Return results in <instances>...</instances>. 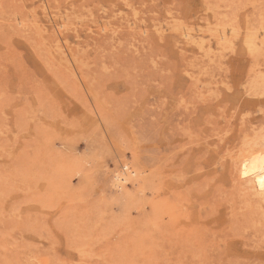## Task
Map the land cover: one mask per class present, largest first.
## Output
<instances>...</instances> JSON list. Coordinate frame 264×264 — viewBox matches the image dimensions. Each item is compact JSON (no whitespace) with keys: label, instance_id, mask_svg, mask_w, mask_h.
<instances>
[{"label":"rangeland","instance_id":"obj_1","mask_svg":"<svg viewBox=\"0 0 264 264\" xmlns=\"http://www.w3.org/2000/svg\"><path fill=\"white\" fill-rule=\"evenodd\" d=\"M259 72L264 0H0V264H264Z\"/></svg>","mask_w":264,"mask_h":264},{"label":"bare ground","instance_id":"obj_2","mask_svg":"<svg viewBox=\"0 0 264 264\" xmlns=\"http://www.w3.org/2000/svg\"><path fill=\"white\" fill-rule=\"evenodd\" d=\"M261 27V26H260ZM190 30H183V34L187 37V36H190V33H189ZM233 31V30H232ZM256 31V30H255ZM257 32V31H256ZM256 32L254 33V31L252 30H247L244 34V37H243V42L245 44V47L248 49V50H253L255 51L256 50V38H257V34ZM221 39L222 40H225V31H223L222 33V36H221ZM200 46V45H198ZM204 71V70H203ZM260 73V72H259ZM257 74L251 81H250V85L253 86L254 88L256 89H259V88H264V73H260V74ZM264 93V92H263ZM261 96V94H259ZM258 104H260L261 106L259 107V109L261 110H264V100H259L258 101ZM263 138H264V134L262 135ZM237 160L236 161H239L241 163H243L244 161L242 159H240L238 156L236 157ZM244 165V164H243ZM262 172V175H264V159L262 160V162H259L258 164V172ZM264 178V176H263ZM124 178H121L120 176H115V180H116V183L118 184L119 181L123 180Z\"/></svg>","mask_w":264,"mask_h":264},{"label":"snow or ice","instance_id":"obj_3","mask_svg":"<svg viewBox=\"0 0 264 264\" xmlns=\"http://www.w3.org/2000/svg\"><path fill=\"white\" fill-rule=\"evenodd\" d=\"M245 175H247V172H245ZM260 185H261V188H264V178H261Z\"/></svg>","mask_w":264,"mask_h":264}]
</instances>
